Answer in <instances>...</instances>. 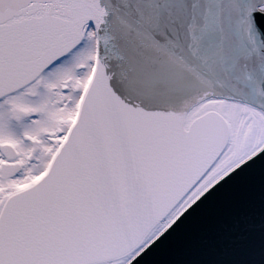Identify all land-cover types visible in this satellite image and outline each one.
<instances>
[{"label":"snow or ice","instance_id":"obj_1","mask_svg":"<svg viewBox=\"0 0 264 264\" xmlns=\"http://www.w3.org/2000/svg\"><path fill=\"white\" fill-rule=\"evenodd\" d=\"M264 151V0H0V264H133Z\"/></svg>","mask_w":264,"mask_h":264},{"label":"water","instance_id":"obj_2","mask_svg":"<svg viewBox=\"0 0 264 264\" xmlns=\"http://www.w3.org/2000/svg\"><path fill=\"white\" fill-rule=\"evenodd\" d=\"M133 264H264V151L205 193Z\"/></svg>","mask_w":264,"mask_h":264}]
</instances>
